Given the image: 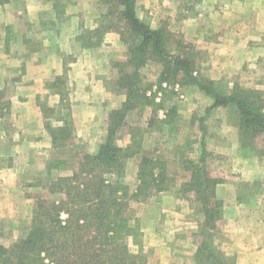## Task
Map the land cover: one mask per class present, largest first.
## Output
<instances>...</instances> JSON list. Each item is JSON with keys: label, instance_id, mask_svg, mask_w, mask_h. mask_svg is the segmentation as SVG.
<instances>
[{"label": "trees", "instance_id": "trees-1", "mask_svg": "<svg viewBox=\"0 0 264 264\" xmlns=\"http://www.w3.org/2000/svg\"><path fill=\"white\" fill-rule=\"evenodd\" d=\"M48 1L57 14L62 13L64 5L59 0ZM6 2L8 0H0V4ZM98 2L103 11L96 19V27L83 29L80 40L85 47L97 46L104 33L114 31L126 44L125 57L114 63L118 69L114 85L125 99L119 108L109 111L106 135L96 152L84 154L70 174L51 177L48 194L35 195L24 235L0 244V264H146L147 255L141 247L142 232L131 224L132 204L145 202L151 195L167 189L166 164L159 157L142 153L137 164V182L130 190L123 177L127 160L140 152L142 129L129 127L128 142L124 145L115 143V136L125 126L127 112L149 106L151 116L147 126L152 127L157 112L164 108L163 100L156 101L152 93L148 95L141 82L139 69L149 62L162 68L159 90L164 88L161 87L163 82L193 85L212 99V106L229 110L234 115L243 147L257 149V139L264 138V101L257 91H246L238 86L219 89L213 81L196 72L197 54L181 50L188 47L187 44L164 23L153 28L148 17L140 18L136 14V0ZM192 7L188 4L187 9ZM65 75L66 67L62 77ZM59 79L61 77L57 76L46 84L59 94L56 107L38 99L53 149L65 147L75 137L67 92L56 87L58 83L64 85L63 79ZM2 106H9V102L0 89V108ZM175 112V106L164 110V118L159 122L171 124ZM51 120L60 123L54 125ZM60 163V160L50 161L47 173L50 175ZM182 163L189 172V179L180 191H190L199 202L202 226L210 236L209 231L215 229L222 208L215 187L224 178L193 159L187 158ZM50 195L58 199L52 200ZM132 245L137 249L132 250ZM207 258H212V264H224L214 256ZM196 260L199 263L197 257Z\"/></svg>", "mask_w": 264, "mask_h": 264}, {"label": "crops", "instance_id": "crops-1", "mask_svg": "<svg viewBox=\"0 0 264 264\" xmlns=\"http://www.w3.org/2000/svg\"><path fill=\"white\" fill-rule=\"evenodd\" d=\"M151 3L155 4L156 0H136V14L142 6L152 14L149 9ZM63 5L62 13L57 14L48 0H8L0 4V42L3 47L0 51L3 58L0 71H15L13 81L9 79L10 83L7 82L17 87L13 95H5V100L10 104V112L5 119L10 122V127L0 128V142H5L8 149L0 153V221H3L4 215L12 219L11 223L5 222L8 226L5 227L6 234H0V244L6 236L15 239L22 235L21 230L25 232L24 226L21 230L16 228L21 221L30 219L33 203L28 195L25 197L24 192L20 193V187L28 180L27 168L32 166L33 161L37 157L47 161L54 151L38 99L56 107L60 97L57 91L50 90L46 84L62 75L66 67V76L72 86L69 101L75 140L85 136L84 125H92L94 130L90 141L95 142L92 153L102 142L107 111L118 108L123 101L120 95L116 96L105 86V80L109 78L111 66L114 65L112 60L118 61L125 57L122 53L126 49L119 35L108 31L102 35L101 43L93 47L83 46L80 40L83 29L96 27V19L103 11L102 5L98 0H73ZM154 9H162L163 14L169 15L164 5ZM262 9L258 6L252 18L245 16L241 20L248 23L251 20H264ZM158 10L155 11L158 13ZM160 16L158 13L157 20H160ZM21 17H27L25 19L34 25L46 22L57 28L56 25L62 23L63 31H57L60 38L51 46L48 43L49 31L38 30L34 36L41 38L42 45L32 49V37L28 39L21 32ZM151 26L157 27L152 23ZM240 38L241 34H230L214 39L211 55H221L216 57V62L223 59L224 68L236 65L235 51L239 47L236 42ZM250 38L251 35L247 38L245 34V46ZM118 100L119 103H116ZM58 123L52 121L54 125ZM97 125L101 126L99 135L95 129ZM236 132L237 127L231 130L230 142L225 136L222 147L214 149L228 159L226 170H217L224 175V179L215 187L222 208L214 230L222 236L220 250L224 256L232 257L233 264H264V151L243 147L236 138ZM29 178L36 180L32 175ZM162 199L167 201V194ZM191 212L193 209L189 206L165 205L155 214L152 211L142 215L141 243L145 249H149L146 264H198L192 254L178 247V234L188 229L194 231L203 221L199 213ZM173 215L176 217L173 218Z\"/></svg>", "mask_w": 264, "mask_h": 264}, {"label": "rangeland", "instance_id": "rangeland-1", "mask_svg": "<svg viewBox=\"0 0 264 264\" xmlns=\"http://www.w3.org/2000/svg\"><path fill=\"white\" fill-rule=\"evenodd\" d=\"M71 1L73 0H59L60 3L65 5L71 3ZM166 2L170 4L168 5ZM157 4L161 8L164 5L169 15L163 14L162 12L164 10L162 9H154L156 6H159ZM188 4H192L193 7L187 9ZM258 6L263 8L264 13V0H156V3L153 5L151 3L149 7L151 12H153L152 14L149 13L147 8L142 6L141 9H138L137 15L150 18L152 25L156 24L157 27L161 23L169 27L179 39L187 44L188 47L181 50L193 51L197 54L195 71L213 81L219 89L230 90L232 87L238 86L246 91L254 90L260 94L264 101V20H251L249 23L241 20V17L245 18V16L252 18V13ZM155 10L160 11L158 12L162 15L160 16V20H157L158 13ZM25 18L27 17H21L19 19V26L23 30L21 32L28 39L32 37V42L30 43L32 49H36L37 45H42L41 38L39 39L38 36H34L38 30L46 29L49 31L50 38L48 39V43L51 46L60 38L57 31L60 33L63 31L61 28L63 27L62 23H58L56 25L57 28H55V26L51 27V24L46 22L44 24L38 23L34 25ZM25 21H28V23ZM223 32L226 33V37L230 34L233 36L238 34L242 35V38L236 42L239 45L235 51L236 65L231 68H224L225 63H223V59H220L219 63L216 62V57L221 55H211L216 38L225 37V35H222ZM245 34L247 38L251 35V38L247 40L246 46ZM122 45L127 50L126 44L123 43ZM2 48L0 42V51ZM124 54H126V51L122 53V55ZM2 61L3 58L0 55V66ZM112 61H114L112 64L116 62L115 60ZM161 69L159 64L153 62H149L139 69L142 79L141 82L143 87L146 88L147 94L152 93L156 101L163 100L164 108L157 112L156 120L152 127L147 126V119L151 116V108L145 106L127 112L126 124L117 131L115 136V143L124 145L128 142L129 127H139L142 129L140 152L127 160L126 172L123 177V182L130 190L134 189L137 182V164L142 153L159 157L166 164V175L168 178L167 189L151 195L145 202L132 204L134 219L131 224L139 227L141 232L143 227L142 215L152 211L155 214L161 206L165 205L170 207H179L181 205L189 206L193 209L191 214L199 213L198 216L203 217L201 205L195 199L194 195L190 191H180L182 185L189 179V172L183 168L182 162L190 158L195 162L204 163L208 170L214 172H218L217 170H226L227 157L225 158L222 153H217L214 149L215 147H222V144L225 142V136H227V141L230 142L231 130L236 129L234 115L226 108L212 106V99L197 87L193 85L182 86L177 83L167 85L163 82L161 87L164 88L159 90L158 81ZM15 73V71H0V89L4 92V97L6 94L11 96L17 91L15 85L9 84L10 81H13ZM117 76L118 69L113 65L111 66L109 78L105 80V86L109 91L115 93L116 96L120 95L124 101V94L118 92L117 87L114 85ZM60 77L63 79L64 85L58 83L56 87L58 89H64L67 92V98L70 99L72 86L69 84L68 77L63 78L62 75ZM9 79L11 80L9 81ZM47 87L50 90L54 89V87H49V85ZM116 103H119V100ZM172 106L176 107L173 122L171 124L159 122L160 119L164 118L163 111ZM54 110L56 111L57 109L54 108ZM111 110L107 111L106 118L104 119L105 127L102 141L106 135L107 116ZM9 112L10 104L9 106H2L0 108V128L8 129L10 127V122L5 119ZM84 128L86 132L85 136L82 135L83 137L81 136L78 140H75L74 137V141L65 147L53 149L51 158L48 157L47 161L43 157H37L33 161L32 166H27L28 175L26 174L27 170L25 171V175H27L28 180L22 183L20 193L24 192L25 197L28 195L31 198V202L33 203L32 207H34L35 195L37 193L48 194L51 177L70 174L76 168L78 161L84 154H92L91 151L95 149L93 148L95 142L94 140L90 141V136L94 127L92 125H84ZM99 128L101 129L99 125L95 127L97 135L100 133ZM236 134V138L240 141L238 131ZM6 145L5 142H0V153H5L8 150ZM256 147V150L264 151V138L257 139ZM56 160H60L61 163L49 175L47 173L48 164L50 161ZM235 171L237 172L238 170ZM218 173L221 174V172ZM30 175L36 177V180H31L29 178ZM221 176L224 178L223 174ZM36 181L37 184H35ZM27 183H29L28 186H26ZM237 188L240 189V186H237ZM166 194L168 199L164 202L162 196ZM50 198L57 200L58 196L50 195ZM180 215L183 216L184 214ZM174 217L176 216L173 215ZM11 220V216L4 215L3 221H0V234L3 236L6 234L5 227L8 226L5 222L8 221L11 223ZM29 220L26 222L21 221L22 223L16 229L21 230L24 226L26 232V226H28ZM206 230V227H203L201 222L199 227L194 229V231L188 229L187 232L179 233V237H177L180 241L178 247L181 246V250L192 254L195 258L197 257L200 260L198 264H211L212 258H207L209 255L222 259L224 264H231L232 257L224 256L219 248L222 245L221 234L215 230H211L209 231L210 236H207ZM21 232L24 235V230H21ZM11 239H13L12 236H6L1 244H6ZM141 247L148 256L149 249L146 248V250L142 243ZM131 248L132 250L137 249L133 245Z\"/></svg>", "mask_w": 264, "mask_h": 264}]
</instances>
